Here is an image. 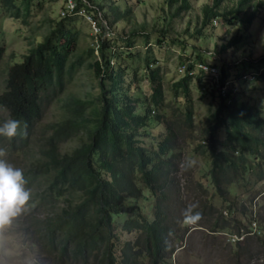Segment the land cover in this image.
Listing matches in <instances>:
<instances>
[{
	"label": "trees",
	"instance_id": "1",
	"mask_svg": "<svg viewBox=\"0 0 264 264\" xmlns=\"http://www.w3.org/2000/svg\"><path fill=\"white\" fill-rule=\"evenodd\" d=\"M249 1L240 0L236 10L223 14L217 10L219 0L212 6L206 5L203 27L218 15L238 13ZM0 2L4 7H15L14 0ZM188 5L189 0H181L180 7ZM25 7L23 13L27 14L31 0H25ZM81 9L96 20L100 29L102 23L93 11L99 12L101 6L92 5V0H75V11ZM130 9L131 6L124 10L115 7L112 21ZM20 14V8L16 7L14 16ZM75 15L73 12L62 16L21 61L8 66L0 107L8 112L9 119L21 121V130L26 125L27 132L26 136L6 139L12 150L27 144L34 123L41 117L42 99L49 90L59 91L66 72L70 74L72 68L84 61L77 57L66 66L75 39L71 26ZM103 15L108 16L107 12ZM99 33L96 44L99 59L87 65L99 78L100 90L90 99L72 98L67 104V115L48 124L42 141L35 144L31 165L23 173L28 180L26 188L35 186L37 194L27 213L22 214L20 230L29 235L38 251L53 264H144V259L148 264H163L164 252L172 247L170 236L175 234L168 205L170 176L178 157L172 139L177 126L192 123L189 82L193 77L184 74L174 84L175 99L184 102L180 112L183 118L173 123L166 120V131L154 134L150 122L164 115L165 106L157 70L151 69L147 74L152 102L139 113L133 103L139 98L133 94L137 84L131 80L124 86L123 65L121 62L116 67L110 64L121 51L118 54L113 51L118 47L117 41L108 38L102 29ZM135 34L132 31L121 38L126 49L133 47ZM141 36L148 38L146 33ZM161 39L164 40H157L161 42ZM110 48L113 50L109 52ZM94 50L95 46L89 52L94 54ZM2 51L0 46V56ZM151 55L148 53L144 58L146 69L156 61ZM219 60L210 61L219 67V81L223 84L228 77H234L236 91L229 92L225 98L214 89L209 90L220 99L203 144H207L206 151H209L211 182L225 198L228 186L246 174L255 180H264V116L253 104L237 96L238 81L246 71L232 73L231 66L218 64ZM251 64L256 66L252 70L256 73L254 79L264 78V55ZM196 76L201 87L202 76L200 73ZM219 130L224 132L223 138L219 137ZM78 135L81 140L77 146L62 152L60 144ZM198 147L203 145L199 143ZM145 191L148 193L144 194ZM144 195L147 199L153 198L148 203L149 210H144L138 202ZM35 206L44 207L45 212L39 214ZM122 214H125L122 220L116 219ZM123 231L132 233L133 238L121 242L119 233Z\"/></svg>",
	"mask_w": 264,
	"mask_h": 264
},
{
	"label": "rangeland",
	"instance_id": "2",
	"mask_svg": "<svg viewBox=\"0 0 264 264\" xmlns=\"http://www.w3.org/2000/svg\"><path fill=\"white\" fill-rule=\"evenodd\" d=\"M239 1L219 0L217 10L221 14L236 10ZM215 2L189 0L188 7L183 8L180 7L181 0H92V5L102 8L99 12L93 11L102 23L101 28L96 31L87 16L81 12L76 13L71 25L75 39L70 46L66 66L68 68L77 57H82L83 63L72 68L70 74L66 72L64 84L59 91L51 89L42 99L41 117L34 123L26 145L12 150L6 139L0 137V147L7 149V162L23 172L27 171L32 162L31 155L35 152V144L42 141L47 125L67 115V104L72 98L90 99L98 93L99 78L87 63L99 59L96 44L101 29L108 38L117 41L118 47L115 46L114 50L110 48L109 52L113 50L118 54V50H121L117 58L111 59L110 64L116 67L121 62L123 65L124 86L131 80L138 86L133 94L139 98L133 103L139 113H143L144 106L152 102L147 74L151 69L157 70L165 106L164 115L159 121L150 122L154 134L166 131V120L173 123L177 118H183L180 112L184 102L176 100L173 94L174 84L184 75L179 70L183 62L199 59L213 62L216 56L220 58L217 63L231 66L232 73L255 70L252 61L264 55V0H250L238 13L218 15L203 27L204 8ZM14 3L15 7H4L0 2V46L3 49L0 56V93L5 87L8 66L21 61L24 54L63 18L61 10L65 0H31L27 14L23 13L26 10L25 0H14ZM128 6H131L130 11L113 22L112 9L117 7L118 10H124ZM16 7L21 11L19 17L14 16ZM104 12H107V17L103 15ZM132 31L136 32L134 45L126 49L121 38ZM142 33L148 34L147 40L141 36ZM158 38L164 40L160 42ZM236 39L238 41L235 42ZM225 45L226 48L223 47ZM93 46L95 50L91 54L89 49ZM148 53L156 61L146 69L144 58ZM198 80L194 76L189 82L192 123L177 126L172 139L178 157L170 176L171 195L168 205L175 234L170 236L172 247L164 252L163 264H264V180H255V177L246 174L228 186L229 192L225 198L216 192L208 173L211 161L209 151H206L207 144L204 145L203 140L208 137L212 113L220 97L210 91L203 92ZM238 82L237 96L253 104L264 116L263 76ZM175 114L179 115L176 117ZM7 120L8 112L0 107V125ZM218 135L223 138L225 134L219 130ZM80 140L78 135L64 141L60 144L61 151H71ZM199 143L203 147L199 148ZM189 161L195 163L189 167ZM34 187L27 188L31 190L29 205L37 194ZM146 197L144 195L138 202L144 210H149L148 203L153 198ZM29 205L22 214L27 213ZM189 205H197L194 211L202 214V218L194 225L182 223V212ZM36 209L39 214L45 212L44 207ZM124 215L116 219L122 220ZM21 221L22 215L4 234L5 239L0 245V264H27L33 259L36 264H53L38 251L29 235L20 230ZM240 234L243 238L237 240L236 236ZM119 235L121 242L133 238V234L126 231ZM144 262L148 264L147 259Z\"/></svg>",
	"mask_w": 264,
	"mask_h": 264
},
{
	"label": "clouds",
	"instance_id": "3",
	"mask_svg": "<svg viewBox=\"0 0 264 264\" xmlns=\"http://www.w3.org/2000/svg\"><path fill=\"white\" fill-rule=\"evenodd\" d=\"M26 136V125L21 130V121L9 119L0 125V137L9 141L17 136ZM7 149L0 147V245L5 239V232L12 226L13 222L24 213L31 199V190L26 188L28 180L23 170L15 168L6 160ZM194 161H189L191 167ZM197 205H189L182 212L184 225H194L201 218L202 214L194 211ZM27 264H36V261L29 260Z\"/></svg>",
	"mask_w": 264,
	"mask_h": 264
},
{
	"label": "built area",
	"instance_id": "4",
	"mask_svg": "<svg viewBox=\"0 0 264 264\" xmlns=\"http://www.w3.org/2000/svg\"><path fill=\"white\" fill-rule=\"evenodd\" d=\"M73 12H81L82 15L87 16L93 23L95 30L99 31V26H97V24L95 23V19L92 18L89 13L85 12L83 9L75 11V0H65V5L62 7L61 10V15L64 16ZM213 58L220 59L216 56H214ZM189 63H192V66H189ZM179 70L183 74H189L192 77H196V74L200 73L203 80V85L200 88L201 90H203V92L214 89L216 94H218L219 96H225V98H227L230 93L236 91V88L233 87V83L237 80L234 77H228L227 79H225L223 84L219 81V67L216 64L202 61L193 62V60H189V62H183L180 65ZM255 75L256 73L253 71L245 72L242 75L241 79L253 80L255 78ZM236 237L237 240L243 238L242 234Z\"/></svg>",
	"mask_w": 264,
	"mask_h": 264
}]
</instances>
